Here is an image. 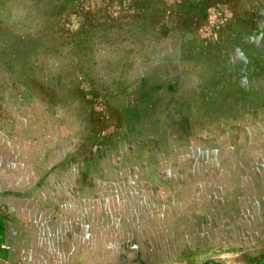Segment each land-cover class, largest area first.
Here are the masks:
<instances>
[{"label": "rangeland", "instance_id": "obj_1", "mask_svg": "<svg viewBox=\"0 0 264 264\" xmlns=\"http://www.w3.org/2000/svg\"><path fill=\"white\" fill-rule=\"evenodd\" d=\"M0 264H264V0H0Z\"/></svg>", "mask_w": 264, "mask_h": 264}]
</instances>
